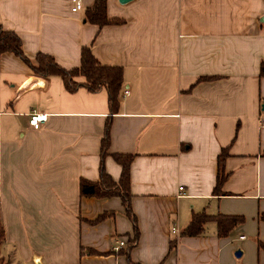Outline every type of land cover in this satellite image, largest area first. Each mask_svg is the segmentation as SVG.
<instances>
[{
    "label": "crops",
    "instance_id": "crops-1",
    "mask_svg": "<svg viewBox=\"0 0 264 264\" xmlns=\"http://www.w3.org/2000/svg\"><path fill=\"white\" fill-rule=\"evenodd\" d=\"M77 1L82 9L72 13V0H0V25L18 35L31 61L41 53L69 71L90 48L101 65L122 69L111 113L104 91L68 93L60 77L36 76L13 54L0 55L3 260L264 264L257 244L264 242V0H107V18L122 23L101 28L84 21L95 0ZM30 78L43 86L22 88ZM32 112L47 115L37 130L28 124ZM107 118L104 168L113 181L121 167L111 156H133L139 237L128 257L134 232L121 200L79 193L80 179H99ZM222 149L227 179L216 196ZM198 214L241 223L226 237L215 222L185 235Z\"/></svg>",
    "mask_w": 264,
    "mask_h": 264
},
{
    "label": "trees",
    "instance_id": "trees-1",
    "mask_svg": "<svg viewBox=\"0 0 264 264\" xmlns=\"http://www.w3.org/2000/svg\"><path fill=\"white\" fill-rule=\"evenodd\" d=\"M106 1L95 0L93 6L85 11L84 21L96 25L99 28L108 25H120L122 21L108 19L106 15ZM11 53L20 59L30 68L34 75L43 78L58 76L61 78L64 87L68 93H75L80 88L89 93H97L102 89L107 92L108 105L111 113H114L119 104V92L122 86V69L119 67H109L101 65L93 56L90 48H82L80 56V66L72 70H64L58 66L55 60L41 53H38L31 61L23 52L20 38L15 32L6 31L0 25V55ZM261 76H264V64L261 66ZM110 128L111 121L107 118L104 126V133L100 141V163L99 179L91 182L85 179L79 181V193L84 198H118L121 200L125 214L133 225L134 238L130 242V247L126 251L127 257L129 251L137 244L139 232L137 229L136 218L132 214L130 206V166L133 160L132 155L114 154L111 157L114 162L121 167V175L118 182L106 173L104 160L109 155L110 146ZM228 157V150L222 149L217 158V176L213 193L216 196L222 195V187L227 179L224 171V163ZM107 215L99 216L96 220L89 222L95 224L103 221ZM260 220L264 221V214L260 215ZM207 222H215L219 237H226L233 227L241 223L237 217L216 216L208 217L203 214L194 215L189 226L184 231L185 235L196 236L203 230V225ZM4 243V229L0 220V264H7L1 257V247ZM258 247L264 250V242L257 241ZM94 254L92 251H88ZM130 261V260H129ZM129 264H135L129 262Z\"/></svg>",
    "mask_w": 264,
    "mask_h": 264
},
{
    "label": "built area",
    "instance_id": "built-area-1",
    "mask_svg": "<svg viewBox=\"0 0 264 264\" xmlns=\"http://www.w3.org/2000/svg\"><path fill=\"white\" fill-rule=\"evenodd\" d=\"M72 8H71V12L75 13L77 11H80L82 9V5L79 1L77 0H72ZM47 121V115L45 114H41V113H36V112H32L29 116L28 119V124L30 127H32L33 129L37 130L40 128L41 124H44ZM180 190H182L180 188ZM176 230H174L175 232ZM243 239V237H242ZM119 247H122L124 245V242H119L118 243ZM118 248V247H117ZM116 248V249H117Z\"/></svg>",
    "mask_w": 264,
    "mask_h": 264
},
{
    "label": "water",
    "instance_id": "water-1",
    "mask_svg": "<svg viewBox=\"0 0 264 264\" xmlns=\"http://www.w3.org/2000/svg\"><path fill=\"white\" fill-rule=\"evenodd\" d=\"M134 1L136 0H118V3L122 6H126L130 3H133ZM259 21L260 23L264 24V16H262ZM41 86H43V81H41L38 78H30L23 84L22 88L33 89V88L41 87ZM260 109L264 113V102H262ZM235 255L239 256L240 253L237 252Z\"/></svg>",
    "mask_w": 264,
    "mask_h": 264
},
{
    "label": "rangeland",
    "instance_id": "rangeland-1",
    "mask_svg": "<svg viewBox=\"0 0 264 264\" xmlns=\"http://www.w3.org/2000/svg\"><path fill=\"white\" fill-rule=\"evenodd\" d=\"M102 91H104L105 93H107L105 89H102ZM248 240H251V239H250V238H248Z\"/></svg>",
    "mask_w": 264,
    "mask_h": 264
}]
</instances>
